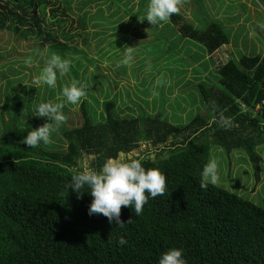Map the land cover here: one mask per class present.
Masks as SVG:
<instances>
[{"label": "trees", "instance_id": "obj_1", "mask_svg": "<svg viewBox=\"0 0 264 264\" xmlns=\"http://www.w3.org/2000/svg\"><path fill=\"white\" fill-rule=\"evenodd\" d=\"M124 1L134 2L78 0L74 6L72 0H0V31L17 42H34L37 55L47 49L49 57L65 58L79 40L90 47L94 34L88 28L95 17L88 9L99 6L101 12L104 4L119 12ZM185 1L191 7L199 2ZM148 3H133L132 21L146 14ZM167 22V39L172 33L178 39L171 43L179 38L196 42L204 59L231 41L217 21L199 29L180 11ZM71 55L70 61L82 67L81 55ZM215 71L216 78L211 74L197 84L210 109H198L185 123H173L161 113L119 118L113 98L103 102L102 120L95 123L89 111L96 106L82 101L81 122L74 125L70 118L71 127H61L63 144L41 142L34 149L22 140L35 129V117L27 120L35 93L26 95L30 100L21 94L12 108L7 98L4 112L14 111L8 118L1 113L6 128L0 134V264H158L173 247L183 250L187 264H264V207L216 184L200 187L201 171L216 145L227 153L244 150L260 178L264 56L230 59ZM109 92L101 83V97L108 99ZM89 96L100 104L97 96ZM51 137L59 140L55 132ZM118 156L143 157L146 169L159 168L166 177L165 193L149 198L142 215L121 207V220L131 219L123 227L103 214L89 215L87 187L82 196L68 190L69 169L83 164L99 170L106 158ZM121 236L124 245L118 243Z\"/></svg>", "mask_w": 264, "mask_h": 264}, {"label": "rangeland", "instance_id": "obj_2", "mask_svg": "<svg viewBox=\"0 0 264 264\" xmlns=\"http://www.w3.org/2000/svg\"><path fill=\"white\" fill-rule=\"evenodd\" d=\"M72 1L75 6L78 0ZM204 1L205 4L202 0H199L198 4L194 2L191 7L182 0L180 11L187 16L194 15L195 18L202 13L212 17L221 15L219 22L231 41L230 50L224 49L215 55L217 63H224L230 59L238 61L242 56H264V0ZM137 2L138 0H134L128 5L125 1L122 2L123 8L119 12L116 8L108 10V6L104 4L105 10L101 12L99 6L86 11L95 17L89 24L88 32L96 36H89L90 47L84 45L82 40H79L77 45L72 44L75 52L68 56L77 59L81 55L83 66L78 67L71 62L74 70L71 68L64 76L58 74L54 88L43 83L36 84L33 79L45 66L49 58L48 50L45 49L37 55L34 42H17L15 36L8 34L7 31H0V134L2 135L6 128L1 113L8 118L14 111L10 109L11 112H4L7 98L10 99L9 106L12 108L19 101L14 99L21 94L22 99H27L26 95L35 93L32 115L29 114L27 120L31 121L35 117V123H31V126L37 129L49 121L47 118L34 116L36 106L42 102L64 101L61 90L69 86L73 80L84 85L86 96L78 105L65 102L62 111L66 120L54 131L59 140L51 137L52 143L57 145L63 144L61 127L63 125H66V128L71 127L68 119H73L74 125L81 122L82 101L96 106L89 111L95 123L102 120L103 102L112 98L117 103V116L122 119L161 113L171 122L182 124L198 109H210V105H204L197 87V84L207 79L205 65L209 61L204 59L199 50L192 52L187 47L183 50L178 49L180 38L179 41L171 43L172 40L178 39V36L170 33L171 36L168 35L167 39L164 33L170 31L168 22L153 26L147 20H143L145 15H141L135 22L132 21L131 13L128 11L133 3ZM188 7H191L192 12H189ZM141 23L143 25L139 26ZM204 26L201 23L197 28L203 29ZM125 46L135 47L133 62L127 65L120 62ZM68 56L64 57L70 60ZM203 60L206 61L201 63ZM211 74L214 76L215 73L209 75ZM95 78L97 83L92 80ZM101 83L105 90H110L108 99H103L100 95ZM22 88L28 89L27 93H21ZM89 94L97 96L100 104L93 102ZM193 101L196 103L193 104ZM25 110L24 113L27 114ZM21 123L26 126L23 121ZM261 149L264 151V146ZM243 151L227 153L220 146L212 147L211 159L218 163L216 185L264 207V175L262 176L264 165H260L262 171L260 178H257L254 164ZM257 153L259 154L258 151ZM152 157L157 158L155 154Z\"/></svg>", "mask_w": 264, "mask_h": 264}, {"label": "clouds", "instance_id": "obj_3", "mask_svg": "<svg viewBox=\"0 0 264 264\" xmlns=\"http://www.w3.org/2000/svg\"><path fill=\"white\" fill-rule=\"evenodd\" d=\"M182 0H149L147 10L143 20H147L151 25L158 26L162 22H167L173 14L180 12ZM141 20V19H140ZM141 20V21H143ZM135 47L125 46L122 51V64L133 62ZM71 61L62 58L58 54H52L46 61L45 66L35 76L34 83L46 84L54 88L57 77L64 76L70 71ZM64 101L59 103L42 102L36 106L34 116L47 118V121L37 129L28 131L22 143L37 148L41 142L44 145L52 143L51 134L65 122L66 116L62 109L65 102L78 105L82 98L86 96L85 87L73 80L69 86L61 90ZM144 158L121 157L106 158L99 170L81 164L78 169H69L71 182L68 190L71 189L82 196L87 187V191L92 201L89 206V215L103 214L110 223L123 227L126 223L121 220V207L134 208L137 216L142 215L144 205L149 198L162 196L166 190V177L159 168H145ZM16 162V161H15ZM201 189H206L209 184L215 185L218 181V163L215 159L203 166L201 171ZM118 243L124 245L126 239L121 236ZM158 264H187L180 248H170L163 252L158 260Z\"/></svg>", "mask_w": 264, "mask_h": 264}, {"label": "crops", "instance_id": "obj_4", "mask_svg": "<svg viewBox=\"0 0 264 264\" xmlns=\"http://www.w3.org/2000/svg\"><path fill=\"white\" fill-rule=\"evenodd\" d=\"M202 2L205 4V1L204 0H202ZM186 16V18L187 19H190L193 23H194V25L197 27L198 25H200L201 23L202 24H204L205 26H204V28L208 25V24H210L211 22H219L220 21V18L219 17H221V15H213V17L211 16V15H205L204 13H202V15H196V18H195V16L194 15H185ZM222 16H226V15H222ZM192 17V18H191ZM217 19V20H215V19ZM212 19H214V20H212ZM207 23V24H206ZM230 42L228 43V44H226V45H224V46H222L215 54H213V55H211V56H209V55H207V57H206V60H208L209 61V63L208 64H206L205 65V69H206V71H207V73H208V75H207V77H209L210 75V73H212V72H214L215 74H214V76H217V73H216V69L218 68V67H220L221 65H223V64H225V63H227L228 61L226 60V61H224V63H217L216 61H215V55L219 52V51H222V50H224V49H227V50H230ZM180 47H181V49L183 50L185 47H187V49L188 50H190V51H192V52H195L196 50H199V51H201L202 49H201V47L196 43V42H189L187 39H184V38H181L180 39ZM206 60H203L201 63H203L204 61H206ZM217 64V65H216ZM261 148H263V145L262 146H260L258 149H257V151L259 152V154L261 155V157L264 159V154H263V152L264 151H262V149ZM261 164H263L264 165V161L261 163ZM261 171H262V168H261ZM264 174H262V176H263Z\"/></svg>", "mask_w": 264, "mask_h": 264}, {"label": "built area", "instance_id": "obj_5", "mask_svg": "<svg viewBox=\"0 0 264 264\" xmlns=\"http://www.w3.org/2000/svg\"><path fill=\"white\" fill-rule=\"evenodd\" d=\"M261 105L264 106V100L262 101Z\"/></svg>", "mask_w": 264, "mask_h": 264}]
</instances>
